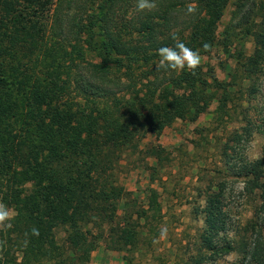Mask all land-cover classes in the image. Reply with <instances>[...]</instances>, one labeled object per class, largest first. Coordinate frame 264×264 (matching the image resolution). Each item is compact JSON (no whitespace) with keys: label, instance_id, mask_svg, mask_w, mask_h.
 <instances>
[{"label":"trees","instance_id":"trees-1","mask_svg":"<svg viewBox=\"0 0 264 264\" xmlns=\"http://www.w3.org/2000/svg\"><path fill=\"white\" fill-rule=\"evenodd\" d=\"M64 1L0 0V202L13 212L11 227L0 228V264H91L102 245L136 264L141 238L155 233L162 217L161 203L150 186L136 201L120 183L121 162L134 156L154 184L170 158L162 145L143 144L148 134L160 135L177 119L196 121L214 100L222 112L236 84L217 81L201 65L194 74L158 70L157 50L174 46L173 34L200 55L222 48L235 62L227 74L249 81L239 90L249 103L264 70V0H238L237 21L224 39L217 29L230 0H156L154 10L143 12L136 0H90L84 21L65 19L58 9ZM179 14L186 15L184 26ZM233 28L241 34L234 40ZM238 100L241 136L248 135L255 124ZM241 164L237 173L257 195L247 237H218L225 220L221 190L212 191L197 253L173 264L231 254L234 264H264V153Z\"/></svg>","mask_w":264,"mask_h":264},{"label":"rangeland","instance_id":"rangeland-1","mask_svg":"<svg viewBox=\"0 0 264 264\" xmlns=\"http://www.w3.org/2000/svg\"><path fill=\"white\" fill-rule=\"evenodd\" d=\"M190 1L185 0L187 3ZM90 3V0H66L58 9L62 13L66 11L65 19L76 15L84 21L93 11ZM237 3L238 0H230L217 29L219 39H224L227 30L236 23ZM133 15V10H129L126 18L131 19ZM185 17L184 14L178 16L181 26H184ZM67 33V37L71 36ZM232 33L233 40L236 34L241 35L234 28ZM69 39L68 43L75 42L72 36ZM248 41L246 47L250 53L252 40ZM221 49L216 47L209 55H201V66L203 71L213 73L217 81L236 82L233 101L228 107L219 112L218 101L214 100L196 121L177 119L160 135L148 134L143 144L162 145L170 158V163L159 173L154 184H149L147 173L142 169L143 162L134 160V156L128 162H121L120 183L138 196L136 201H144L150 186L157 189L161 203L162 217L159 223H155V233L149 234L145 230L147 235L141 238L140 250L135 255L136 264H173L195 255L196 242L204 224L203 209L212 191L221 190V211L225 220V230L222 229L218 237L226 235L236 240L241 236L247 237L245 229L252 217L257 195L248 192L247 178L239 175L237 169L244 161H253L264 153V70L255 79V99L247 103V96L243 98L239 90L244 89L249 81L227 74L226 65L233 68L235 62ZM88 57L99 61L95 53L88 52ZM218 88L220 86L215 88V93H221ZM241 98L247 118L255 124L251 134L242 136L245 114L243 108L237 106L241 104L238 100ZM235 134L240 135L238 140L234 138ZM162 228L167 229L164 237H161ZM57 235L60 240L62 231L59 230ZM124 254L107 250L102 245L92 253L91 264H124ZM235 261L236 256L231 254L208 259L203 264H234Z\"/></svg>","mask_w":264,"mask_h":264},{"label":"clouds","instance_id":"clouds-1","mask_svg":"<svg viewBox=\"0 0 264 264\" xmlns=\"http://www.w3.org/2000/svg\"><path fill=\"white\" fill-rule=\"evenodd\" d=\"M157 7L156 0H136V8L138 11H152ZM196 11L193 4L187 5V12L192 14ZM172 39L174 46H163L157 50L160 57L157 65L158 70L163 69L166 71H183L185 69L191 71L193 74L195 70L201 65L202 57L199 50L194 51L181 42L179 38L173 34ZM211 45L207 42L203 44L204 51H210ZM13 219L12 210L0 202V228L11 227L9 222ZM32 235L38 236L39 230L36 227L31 229ZM167 229H161V237L166 236Z\"/></svg>","mask_w":264,"mask_h":264}]
</instances>
